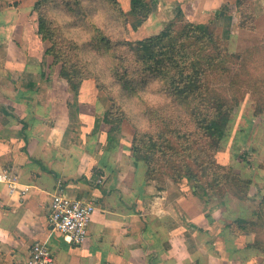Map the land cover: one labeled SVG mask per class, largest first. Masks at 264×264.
Segmentation results:
<instances>
[{
  "label": "crops",
  "instance_id": "0c3cea01",
  "mask_svg": "<svg viewBox=\"0 0 264 264\" xmlns=\"http://www.w3.org/2000/svg\"><path fill=\"white\" fill-rule=\"evenodd\" d=\"M220 1L228 7L235 3L191 0V4L195 11L201 8L211 12ZM251 1L264 12V0ZM184 3L179 0L183 13ZM23 16L26 18V12L22 10L10 12L5 21L11 23L6 25L0 20V28L14 29L16 20ZM229 16L237 19L234 10ZM31 34L32 40L40 38L36 27ZM19 36V46L25 48L30 37L23 28ZM7 93H0V264L26 261L35 240L48 241L55 264H185L184 243L190 240L194 242L193 255L186 264H231L233 260L234 264H264V252L247 247L253 243L255 232H239L229 239L227 235L232 233L226 230L222 245L217 246L207 238L211 230L208 225L187 223L185 202H194V197H198L192 192L190 196L183 184L172 180H146L144 167L137 166L126 149L113 139L107 141L108 134L111 138L120 134L102 118L101 124H93L85 118V110L79 104L76 110L84 121V132L67 123L68 92L64 94L65 106L61 102L63 105L50 107H45L44 98L36 93L38 114L30 108L8 106ZM46 113L53 116L52 123L41 118ZM3 174L5 178H1ZM248 177L251 185L244 207L258 208L264 195V170ZM99 179L102 181L98 182ZM56 193L91 201L95 206L87 237L81 244L69 243L51 229L49 205ZM210 202L207 205L212 221L219 223V217L227 219V202L220 201L224 211L219 217L213 213ZM230 242L234 243L233 249L239 248V260L229 257Z\"/></svg>",
  "mask_w": 264,
  "mask_h": 264
},
{
  "label": "trees",
  "instance_id": "16d2710c",
  "mask_svg": "<svg viewBox=\"0 0 264 264\" xmlns=\"http://www.w3.org/2000/svg\"><path fill=\"white\" fill-rule=\"evenodd\" d=\"M99 1L124 18L118 0ZM57 5L71 23L88 32L87 45L103 57L104 72L83 59L81 43L67 33L64 23L53 12ZM234 5L240 10L243 2L235 0ZM129 7L140 20L152 13L149 0H129ZM33 11L37 14L36 32L41 40L49 42L45 53L59 65V75L73 88L93 78L107 95L111 103L103 113V121L111 130L119 131L122 121L127 119L115 96L118 89L143 104L141 112L146 126L131 121L134 132L130 155L137 166L144 167L146 180H163L167 176L176 183L189 181L192 194L206 206L208 198L198 193L196 183L218 197V188L230 177L235 186L234 197L239 202L246 200L251 179L242 178L231 166L220 165L214 158L218 142L224 136L223 120L239 102L229 101L209 84L211 72L232 60H241L245 52H230L225 40L202 22L186 20L175 27L171 20L157 33L128 39L123 35L113 37L93 22L86 10V0H35ZM182 17L177 10V19ZM153 80L162 97L157 105L149 104L139 94V89ZM221 200L226 203L228 198ZM254 209L256 219H245L243 210L239 217L245 221L235 220L226 227L230 233L255 232L253 243L247 247L264 252V240L258 232L264 226V195Z\"/></svg>",
  "mask_w": 264,
  "mask_h": 264
},
{
  "label": "rangeland",
  "instance_id": "374dc122",
  "mask_svg": "<svg viewBox=\"0 0 264 264\" xmlns=\"http://www.w3.org/2000/svg\"><path fill=\"white\" fill-rule=\"evenodd\" d=\"M118 1L124 12V18L118 17L110 9V6L99 0H86V10L90 19L113 37L123 35L128 39L142 38L157 33L171 20L174 21L175 27L182 26L187 20L209 25L225 40L230 52H245V56L241 60H232L223 68L214 70L209 75V84L212 89L227 97L229 101L237 99L239 102L233 108L232 113L228 114L225 121L222 119L225 124L224 136L218 142L214 158L220 165L231 166L233 172L244 179H249L248 175L252 173L264 170V12L262 8L253 6L249 0H242L243 5L240 10H237L235 5L228 7L220 1L211 12L199 7L195 11L191 0H184V12L188 15L186 17L179 6V0H149L152 8L156 9L148 18L140 20L131 12L129 0ZM34 2L35 0H0V13H2L0 20H2L1 22L4 21L6 25L11 23L10 20L5 21L6 18L10 17V12L13 13L16 9L26 12V18L23 16L16 20L17 26L14 29L3 30L0 28V93L8 92L7 103L11 108L26 107L30 108L29 110L34 114H38L35 101L36 93L44 98L42 101L45 107H50L52 104L59 106L63 103L65 106L64 94L68 92L69 95H66V98L69 96L70 99L66 107L69 108L70 114L67 113L65 116L67 123L77 125L80 132L83 133L85 129L81 125L84 124V121H82L76 107L81 104L86 113L85 118L93 124H101L103 113L111 102L104 91L96 86L93 78L86 79L76 88H73L66 79L59 75V65L55 64L52 57L45 53L49 42L40 38L37 41L32 40L31 33L34 32L35 25H37L33 24V21L37 22V14L33 11ZM158 6L159 10L157 9ZM218 8L219 11H214ZM177 10L182 12L184 16L182 19H177ZM231 10L235 11L237 19H231L229 16ZM155 11L159 12L157 16ZM53 12L64 23L67 33L81 43L80 54L83 59L89 61L93 68L104 72L103 57L87 45L88 32L71 23L60 6H54ZM21 28L30 37V39L27 38L25 48H21L19 41H17L20 38L19 30ZM255 45H258L259 48L257 49ZM26 52L32 55H28ZM103 78L105 81L108 80L107 76ZM156 84L154 80L149 81L144 88L139 89V94H142L144 100L152 105H157L162 101V97L156 92ZM117 88L115 89L117 90ZM51 89L54 90L53 94L50 92ZM115 94L122 109L126 112L127 119L122 121L124 128L122 127L118 131L120 135H117V138H111L108 134L107 141L113 139L130 154L134 132L131 121L134 120L140 127L146 126L145 118L141 112L143 104L139 99L120 89ZM22 96H26V98ZM33 96L34 98H32ZM41 118L47 119L49 123L54 121L53 116L51 117L48 113L42 115ZM70 136L73 137L74 135ZM164 177L163 180L157 181L171 180L167 176ZM230 179L229 177V181L222 183L218 188V197L206 192L201 188V184L196 183L199 194L207 197L208 202L213 199L210 204L217 217L224 211V206L220 202L221 198H228L227 219L219 217V223L212 221L210 205L204 206L199 198L194 197V202L188 200L184 206L187 223L208 225L211 230L209 229L210 234L207 238L212 239L214 245L217 246L222 245V236L228 230L226 225L234 221L231 219L232 217L239 219V214L243 210H245L243 214L245 219L255 217L253 215L254 208L249 205L247 208L244 207L245 201L239 202L234 197L235 186ZM179 183L183 184L184 191L192 196L190 193L192 183L186 180ZM247 212L248 214H246ZM258 229L261 238L264 240L263 229ZM235 234L232 233L227 236L230 239L235 237ZM233 245L232 242L227 244L230 246V249L227 250L231 252L229 257L239 260L241 253L237 252L239 248L233 249L231 247ZM193 248L194 242L191 240L184 243L185 264L186 260H189L193 255ZM220 248L222 249V247ZM234 263L233 260L231 264Z\"/></svg>",
  "mask_w": 264,
  "mask_h": 264
},
{
  "label": "built area",
  "instance_id": "2783aa9c",
  "mask_svg": "<svg viewBox=\"0 0 264 264\" xmlns=\"http://www.w3.org/2000/svg\"><path fill=\"white\" fill-rule=\"evenodd\" d=\"M6 174L1 175L5 178ZM102 179L98 180L101 182ZM95 209L91 201L69 198L61 193L53 195L49 205L48 220L52 231L65 241L81 244L88 234V223ZM21 264H55L47 240H35L29 256Z\"/></svg>",
  "mask_w": 264,
  "mask_h": 264
}]
</instances>
